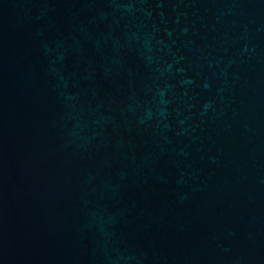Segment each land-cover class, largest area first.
Instances as JSON below:
<instances>
[{
	"label": "water",
	"instance_id": "water-1",
	"mask_svg": "<svg viewBox=\"0 0 264 264\" xmlns=\"http://www.w3.org/2000/svg\"><path fill=\"white\" fill-rule=\"evenodd\" d=\"M0 264H264V0H0Z\"/></svg>",
	"mask_w": 264,
	"mask_h": 264
}]
</instances>
